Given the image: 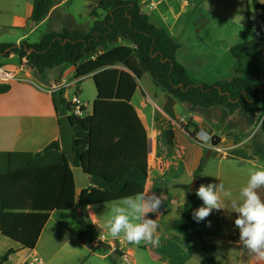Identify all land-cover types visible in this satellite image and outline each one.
Returning a JSON list of instances; mask_svg holds the SVG:
<instances>
[{"label": "trees", "instance_id": "16d2710c", "mask_svg": "<svg viewBox=\"0 0 264 264\" xmlns=\"http://www.w3.org/2000/svg\"><path fill=\"white\" fill-rule=\"evenodd\" d=\"M94 1L96 9L105 14L101 17L91 11L94 23L89 33L64 29L46 33L35 43L0 44V57L17 54L20 62L26 59L37 74L75 65L78 83L91 76L97 92L90 116H70L76 131L74 160L61 151L58 141L50 143L42 155L14 154L15 159H0V232L28 250L35 247L52 211L69 212L78 222V239L86 244L97 242V232L85 215L89 206L120 202L123 197L144 191L148 135L131 104L144 73L180 103L258 115L263 143L255 144L253 153L264 158V86L256 85L240 62V56L250 49L264 51V4L251 0L258 12L246 22L252 38L229 50L237 62L236 75L230 81L208 85L188 76L176 59L179 44L149 21L137 0ZM53 5L54 0H33L30 21H42ZM9 89V84H1L0 94ZM53 101L63 108L60 116L69 113L62 91L53 95ZM207 158L205 153L195 179ZM74 167H82L92 178L91 185L78 197ZM178 187L185 191L186 200L180 218L172 221L170 228L186 240H200L202 234L192 216L195 192L186 185ZM201 249L205 256L200 264H213V247L201 244ZM114 252L119 258L120 253ZM12 253L8 250L0 256V262ZM110 260L117 264V260Z\"/></svg>", "mask_w": 264, "mask_h": 264}, {"label": "crops", "instance_id": "0c3cea01", "mask_svg": "<svg viewBox=\"0 0 264 264\" xmlns=\"http://www.w3.org/2000/svg\"><path fill=\"white\" fill-rule=\"evenodd\" d=\"M21 1L23 16L14 15L13 23L9 27H3L7 33L13 30H18V34L20 33L15 43L11 45H18L22 41L35 43L46 33L61 32L64 29L78 30L83 34L89 33L94 23V18L90 16L91 11L95 10L96 13L101 11L96 9L97 3L94 0H85L88 21L87 27L84 28L82 24L77 23L74 11L66 13L63 11V7L72 4L74 0H56L47 16L39 23H33L29 19L33 0ZM137 1L142 10L147 9L146 15L153 25L166 30L178 44L181 40H186L190 17L186 19L182 27L178 22L184 15L188 13L191 15L193 12L189 0H182L180 3L176 0ZM30 37H33L34 41H31ZM1 42V44H10L8 41ZM181 52L180 47L176 59ZM257 52L264 60V51ZM182 60L184 61V58ZM182 60L177 59L187 70ZM12 61L14 63H11ZM18 64L20 60L17 54H11L8 58L0 57V67L7 70L14 71ZM75 69V65L72 64L55 67L42 74H37L31 69L34 84L11 83L9 91L0 94V159L14 158V154L42 155L50 143L59 142L58 118L61 117L59 113L63 108L58 103L54 104L53 96L44 88L76 80ZM145 74L148 73H144L140 80L146 81L151 96L147 95L145 89L139 88V80L131 99V104L148 135L147 177L143 192L159 194L163 191L168 198L158 216L159 246L153 247L141 242V250L146 253L148 260L158 264H200L205 256L201 244H208L213 247V264H264V262H257L240 244L239 230L234 224L236 214L230 213L231 209L226 199L224 200L225 210H214L206 220L199 223L195 221L202 234L200 240H186L170 228V223L180 218L186 200L185 191L178 186L190 187L195 180L194 192L196 193L201 184L223 183L225 189L231 190L235 198L238 197L241 187L246 184L248 171L264 168V158H259L253 153L255 144L251 138H234V135L240 132L251 131L250 128L240 129L233 124L235 131L232 140L223 135L225 132L219 120L231 123L237 118L238 122L242 121V116L238 114L241 111L230 114L225 110L226 114L224 110L215 107L202 109V112L199 110L201 108L182 103L184 116H179L175 107L159 103L158 91L161 90L153 84L150 76L146 78ZM86 79H92V77L88 76ZM71 88L74 87L62 91L65 101L69 98ZM86 106H84L83 114L90 116L92 111L88 113ZM255 123L252 128L257 125L256 120ZM202 130L211 136L220 137L218 144L220 150L214 151L211 148L202 147L197 142L196 132ZM256 145L261 144L256 143ZM205 153L208 155L207 161L198 179H195L194 174ZM90 185L91 183L88 186ZM260 194L264 198V189L260 190ZM103 205L90 207L85 211L97 234L108 232L105 224L109 217L107 213L105 214V208L99 207ZM202 205L203 201L196 195L194 210ZM149 218L156 219L157 216L149 214ZM97 240H100V244L98 242L83 243L78 239L77 220L72 218L69 212L52 211L32 250L20 247L0 232V256L8 250H13L7 260L0 264H109L112 252L110 244H113L117 250L122 249L129 253L130 260L132 259L133 253L129 250L125 251L130 243L122 238H107L102 234L97 235ZM134 264L137 263L134 262Z\"/></svg>", "mask_w": 264, "mask_h": 264}, {"label": "rangeland", "instance_id": "374dc122", "mask_svg": "<svg viewBox=\"0 0 264 264\" xmlns=\"http://www.w3.org/2000/svg\"><path fill=\"white\" fill-rule=\"evenodd\" d=\"M56 1V0H54ZM167 1V0H165ZM181 2L182 0H176ZM192 4L190 7L193 9L191 15L188 13L184 15L178 22L179 26L186 23V19L190 17L188 22V29L186 33V40L179 42L182 52L177 55V59H183L187 68V74L196 83L212 85L217 81L231 80L235 74L237 62L229 53V48L246 41L251 40L252 33L247 29L246 22L248 19H254L257 15V10L253 7L251 0H189ZM259 3L264 4V0H257ZM176 3V2H174ZM193 6V7H192ZM64 13L67 11L75 12V19L77 23L82 24V27H87L88 21V8L85 0H74L72 4L63 7ZM145 14L147 9L142 10ZM103 17V11L97 13ZM14 15L23 16V3L21 0H1L0 1V44L1 41H8L14 44L16 38L19 36L18 30H13L7 33L3 27H9L13 23ZM83 28V29H84ZM31 41H34L33 37ZM242 68L247 72L255 84L264 86V60L259 56L258 52L250 49L246 54L240 56ZM11 63H14L12 61ZM149 78L148 74H145ZM78 97L81 105L86 106L87 112L92 111V102L96 97V90L92 79H81L76 86ZM76 88L70 89V95L77 90ZM140 89H145L147 95H150L146 81L140 80ZM159 103L166 106L175 107V111L179 116H184L182 103L178 102L171 95L158 91ZM67 100V101H68ZM66 101V102H67ZM219 109L224 110L219 107ZM203 112L202 109H199ZM227 114V111H225ZM242 116V121L238 122L235 118L233 121H220L224 134L229 140L233 138V124L242 129L248 127L251 129L249 132H240L234 135L235 139L251 138L254 144H262L263 138L260 133V123H258V115L250 118L242 112H238ZM83 116H85L83 114ZM257 121L255 128H252ZM212 150L219 149L218 145L213 146ZM220 150V149H219ZM115 205V204H114ZM103 205L99 207L105 208V214L110 215V209L114 206ZM104 214V215H105ZM105 235L107 238L111 237L108 232H98L97 235ZM133 253L130 262L123 263L121 259H117V264H158L148 260L146 253L141 250V245L130 244L125 251ZM109 264H113L109 260Z\"/></svg>", "mask_w": 264, "mask_h": 264}, {"label": "clouds", "instance_id": "9594fccd", "mask_svg": "<svg viewBox=\"0 0 264 264\" xmlns=\"http://www.w3.org/2000/svg\"><path fill=\"white\" fill-rule=\"evenodd\" d=\"M197 138L203 142L211 139L203 130L197 133ZM261 189H264V168L248 171L246 184L235 198L223 183L201 184L195 194L203 201V205L193 211V220L199 223L214 210H225L226 199L230 213L236 214L234 224L239 230L240 244L257 262H264V198L260 194ZM167 198L163 191L159 194L140 192L123 197L119 204L110 209L105 224L109 235L114 239L122 238L130 244L139 245L143 242L153 247L159 246L158 216ZM149 214H156L157 218H149Z\"/></svg>", "mask_w": 264, "mask_h": 264}, {"label": "built area", "instance_id": "2783aa9c", "mask_svg": "<svg viewBox=\"0 0 264 264\" xmlns=\"http://www.w3.org/2000/svg\"><path fill=\"white\" fill-rule=\"evenodd\" d=\"M30 71H31V68L28 65L26 59H23L20 62V64H18L17 68L14 71H10V70L0 67V84H11V83L34 84L33 76L31 75ZM77 84H78V80H74L72 82L54 84V85L45 87L44 89L48 94H51L53 96L54 94H57L63 91L64 89H67L70 87L76 88ZM77 93H78V90H75L71 98L67 101V104L69 106L68 115L79 118V117H83L84 106L81 105ZM199 132L201 131H197L196 136H195L197 142L202 147L213 148V146L210 143L211 139L208 140L207 142H203L197 138V133ZM209 136L212 137L211 135ZM110 249H112V251L116 250L120 253L119 259H121L123 263L129 262L130 260L129 253L124 252L122 249L117 250L113 244H110Z\"/></svg>", "mask_w": 264, "mask_h": 264}, {"label": "water", "instance_id": "95a60500", "mask_svg": "<svg viewBox=\"0 0 264 264\" xmlns=\"http://www.w3.org/2000/svg\"><path fill=\"white\" fill-rule=\"evenodd\" d=\"M69 113L58 118L59 126H60V136H59V146L61 151L67 156L69 160H74L76 157L74 151V139L76 136L75 127L73 126ZM220 142V137L217 135H213L211 137V145L217 146ZM72 172L74 175V181L76 186V196L78 197L81 192L88 187L91 183L92 178L88 176L82 167H74L72 168ZM196 181L194 180L190 185V190L193 191L195 188ZM77 214H80V209H76ZM100 244V241H97ZM110 257L112 260H117L118 257L114 251L110 253Z\"/></svg>", "mask_w": 264, "mask_h": 264}]
</instances>
